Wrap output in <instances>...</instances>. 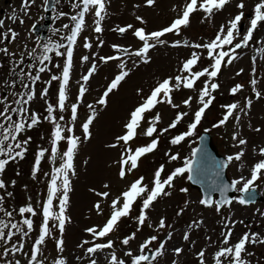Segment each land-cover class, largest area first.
Wrapping results in <instances>:
<instances>
[{
	"label": "rangeland",
	"instance_id": "374dc122",
	"mask_svg": "<svg viewBox=\"0 0 264 264\" xmlns=\"http://www.w3.org/2000/svg\"><path fill=\"white\" fill-rule=\"evenodd\" d=\"M69 1L73 3V0ZM243 2L246 6L241 10L237 7L240 0H230L229 4L216 12L210 19H205L203 12L192 14L190 25L182 28L179 35L169 33L161 38L166 43L157 45L150 51L149 63H140L139 58L136 57L128 60V68L131 69L130 75L121 82L117 90L109 94L106 106H100L96 102L114 76L118 74L117 65L119 62L103 63L99 57L119 55L120 53L115 51L113 45L135 51L142 46V43L133 36L135 29L144 28L147 32H152L167 27L178 17L187 0H155L152 6L147 4V0H107V15L102 21L103 32L100 34L93 30L96 19L93 12L86 14L85 26L77 36L75 44L71 45L73 67L70 73L68 100L66 101L68 110L64 112L57 110L55 112L57 117L63 115L65 122L70 119V105L77 102L79 84L83 82L81 77L87 74L93 63L96 64V72L86 84L88 91L78 109V119L75 126V134L81 137V143L73 161L75 174L69 173L71 191L69 192L66 214L70 217V222L66 224L62 237L58 230L53 229L52 236L54 238L47 239L45 245L42 246V253L38 256V260L43 261V264H55L57 259H64L66 264H90L91 260H95L96 264H110L112 253H115L118 258L124 259L127 264H131L130 258L124 255L126 251L130 250L134 254H139V245L151 235L158 236V241L150 245L151 248L155 249L159 246L160 241L166 240L168 233L172 234V238L167 240L163 255L157 257L152 264H199L200 258L197 253L201 250L205 251V264H215V252L225 246L222 244V234L227 231L225 218H228L230 222H235L234 227H232L233 235L230 244H235L244 233H256L261 239H264V202L241 205L234 199L231 206H223L218 212L215 206L206 207L200 203L199 194L189 188L187 174H185L183 177H177L174 180V187L167 189L170 195L160 197L153 208L149 210L150 219L139 232H137L135 220L139 213L138 204L130 217L120 221L116 232L114 231L106 238L95 240V243H106L108 240H112L114 242L113 248L87 254L86 248L90 247L91 243L84 245V247L79 246L85 240L93 241V237L85 230L104 225L112 211V200L126 191L134 180L140 176H151L150 181L152 182L155 170L160 167L158 164H163L165 167L174 165L166 170L164 176L169 174L172 169L183 166L184 161L189 158V151L197 145L199 136L204 131L209 134L211 143L215 146L218 154L226 159L229 156H235L241 150L244 151L241 160H233L228 163L227 176L231 182L240 179L242 176L246 179L250 178L254 163L264 158L259 155V149L264 147V51H261L264 50V26H260L253 33V39L249 41L248 46L237 50V58L230 65L222 67L220 75L215 80L220 85L218 90L213 93L215 104L206 111L200 123V131L197 130L196 134L187 137L178 145L170 143L173 147L178 146L177 150L166 151L167 146L159 144L157 150L141 157L136 170L128 173L124 179H121L119 175L120 160L125 145L118 142L117 137L124 134V125L129 119L130 112L143 102L159 82L180 74L179 70L182 63L190 57L192 52H199L203 57L196 66L197 70L210 65L206 50L186 46L173 47V42L180 41L182 45L208 43L214 39L221 25H228V22L235 15L243 11L244 16L241 21L243 29L239 32L234 43L240 42L250 26V21L254 17L255 5L259 0H243ZM21 7L22 0H0V20L4 21V26L0 27V33L8 32L9 29L18 33L15 41L11 43L0 42V48L7 47L11 53H15V56H11L0 52V60L4 58L0 62V98L6 96L9 102L13 101V94L16 93L17 86H20L19 82L15 87L10 86L12 81H19V77L13 72L14 61H19L23 53L24 63L21 67L28 71V66L31 65L25 64V60L28 58L27 51L36 47L38 41V38L32 34L31 28L33 24L43 20L44 0H35L27 15L21 11ZM76 13L68 12L62 19L58 17L54 27L61 28V24L64 22L66 25L67 21H71V27L74 26L70 17ZM13 15L17 17L15 21L11 19ZM137 16L142 17L145 23L138 21ZM20 19H23L24 23H20ZM129 24L133 26V29L123 35L114 31L118 27ZM67 35L70 33H63V38L60 39V41L62 40L60 44L64 45L63 60L61 59L60 64L56 63V66L52 65V68L58 72V76L61 75L66 60V49L69 46L66 39ZM100 41H103L102 46H98ZM85 42L90 43L92 47L85 48ZM229 47L226 46L225 50H228ZM83 56H89V61L83 62L81 59ZM253 58H255V62ZM132 61H137L138 66H133ZM10 67L12 73L7 72ZM15 72L18 73L19 68H16ZM32 72H36V70L32 69ZM38 75L40 80L37 84L41 82V85L33 88L35 96L29 102L28 108L31 112L38 111L35 113L40 117L42 123L28 130L24 136L22 133L20 134L19 138L22 141H29L26 145L28 148L27 157L24 159L27 164L22 165V170L18 169L17 164L10 165L5 169L2 173V180L7 187L2 189V192L7 199L5 200L7 204L11 203L14 206L23 203L37 205V209L41 213L42 205L48 196L54 169L59 167L62 161L59 156L54 158L51 155L54 125L44 119L48 115L46 111L48 103L55 105L58 101L60 81H57L54 86H47L46 82L43 81L51 77L50 73L45 71L38 73ZM253 79L257 81L256 85H252ZM203 81L204 78L197 82L196 90L181 89L173 93L174 103L180 105L179 108L173 109L167 104H158L151 112L152 114L146 113V119L150 120L152 115L159 113L161 120L157 128L163 129L175 119L177 112H188L189 115L182 120L186 122L188 118L193 117V113L200 106L195 97L199 88L203 86ZM238 84L242 85V88L237 93L232 94L231 89ZM44 89H47L48 95L42 98L41 92ZM256 91L262 93L261 98H256ZM189 96L194 97V99L191 107H185L183 100ZM249 100L251 107L246 108V102ZM232 103L239 105L233 116L224 125L213 127L214 124L223 119L219 118L226 110L222 106ZM88 104L94 105L97 113L96 119L90 126L91 138L84 140L80 125L90 114ZM0 110H3L2 104H0ZM237 116H239L238 121ZM180 123L176 128L160 135L159 143L170 142L174 136L182 134L177 130ZM141 128L145 129V123L141 125ZM141 128L138 132H141ZM256 129H260V131H256ZM233 135H236L238 139L246 140L247 144L239 146L238 141L233 140ZM111 145L117 146L112 147ZM130 146L133 149L138 147L136 142L134 147L131 144ZM57 147L60 154L67 150L65 141H61ZM41 149L47 151L44 157L40 158L38 170L31 172L28 165L34 166L36 164ZM166 153L178 154L179 158L167 164L163 163ZM32 168L31 170H34L35 167ZM105 185L108 187L105 188ZM237 187H242V185ZM181 189H187V191H181ZM256 189L264 197V179L257 181ZM105 191L109 193L107 198L96 195V193ZM7 193L12 195L8 196ZM97 202L101 204L99 213L94 207ZM53 210L58 211L57 200H54ZM178 213L180 214L178 215ZM17 217L19 216L17 215ZM161 218H164L167 227L157 230L155 226ZM34 220V234L24 239V250L20 253L4 256V248H0V264H3V259H6V264L8 262L15 264L16 260H19L20 264H29L31 248L35 239L38 238L42 216H37ZM194 221H202V223L198 228H190ZM149 223L153 227H148ZM186 232L189 233L188 241L183 239ZM132 233H136V239L131 240L129 245L118 242L120 238L123 239ZM61 238L64 241L62 252L56 248V241ZM176 247L183 249V252L178 256L174 252ZM246 249V253L242 255L249 264H264V244L249 243L246 245Z\"/></svg>",
	"mask_w": 264,
	"mask_h": 264
},
{
	"label": "snow or ice",
	"instance_id": "6c2138e0",
	"mask_svg": "<svg viewBox=\"0 0 264 264\" xmlns=\"http://www.w3.org/2000/svg\"><path fill=\"white\" fill-rule=\"evenodd\" d=\"M59 0H57V3ZM107 0H73V8L79 9V11L70 17L74 22V26L70 29V35H67L66 39L68 41V47L66 49V60L62 69L60 76L53 75L51 81H60V87L58 90V101L55 105L48 103L47 113L48 115L44 119L48 120L54 125V131L52 134V147L51 155L55 158L59 156L62 161L59 167L54 169V175L52 176L49 192L46 201L42 205V222L39 226L38 238L35 239L34 244L31 248L29 264H43V261L38 260V256L42 253V246L49 238H54L52 236L53 229L58 230L60 236H63L65 231V226L70 222V217L67 213V206L69 204V192L71 191V180L69 173L75 174L74 172V156L81 143V137L75 134L76 121L78 119V109L83 103L85 93L88 91L86 84L96 72V64L93 63L88 69L87 74L81 77L82 83L79 84V90L77 95V102L70 105V119L65 122V117L60 115L57 117L55 112L59 110L64 112L68 110V105L66 101L68 100V89L70 84V73L73 67V49L72 44H75L77 36L83 30L85 26V17L89 12H93L96 17L94 24V31L97 34L103 32L102 21L107 15L106 11ZM35 3V0H22L21 11L24 15L28 14V10ZM49 0H44L45 10H47ZM155 0H147V4L152 6ZM230 0H187V3L183 6L182 11L175 18L170 25L164 27L161 30L147 32L144 28H137L133 31V36L136 37L142 46L132 51L128 48H123L119 45H113V48L119 55H108L100 56L99 60L103 63H108L109 61H118L119 72L114 76L111 82L106 87L105 91L101 97L97 100V104L100 106L107 105V98L109 94L114 90H117L121 82L124 81L131 72L128 68V60L132 57L139 58L140 63L150 62V51L154 49L157 45L165 44L166 41L161 39L165 37L166 34L175 33L180 34L182 28L190 25V17L196 12H203L205 14V19H210L216 12L222 10ZM243 0L237 4V7L241 10L245 8ZM55 10V9H53ZM94 10V11H93ZM63 16L65 13H59ZM244 13L241 11L239 14L235 15L233 19L228 22V25H221L219 31L208 43H195L191 45H182L180 41L173 42V47H192L194 49L206 50L207 58L210 61L208 67L197 70L196 66L202 60V55L199 52H192L190 57L187 58L181 65L179 70L180 74L174 77H168L162 80L154 87L150 94L143 100L141 104L135 107L129 114V119L125 123V132L123 135L117 137L118 142H122L125 145V150L121 155L120 160V171L119 175L121 179H124L128 173L136 170L139 166V161L141 157L146 154L152 153L157 150L159 146V136L167 133L170 129H174L177 125L189 115L188 112H177L175 119L169 123L168 127L163 129H158L157 125L160 123L161 117L159 113H156L150 120L146 119V113H150L156 108L158 104H167L173 109L179 108L180 105L174 103L173 93L180 91L181 89L186 90H196L197 82L204 78L203 86L199 88L197 96L195 97L197 103L200 105L197 110L193 113V119L190 124H188V130L180 135L174 136L170 143L172 145H178L184 141L187 137L194 135L195 130L198 125H200L202 119L205 116L206 111L210 108L215 100L213 93L218 90L220 85L215 82L216 78L220 75L222 67L230 65L233 60L237 58L236 52L242 47H247L249 41L253 39V33L258 27L264 26V0H259L254 8V17L250 21V26L248 27L246 34L242 36L240 42L234 43V41L239 36L238 25L243 19ZM13 21L17 19L15 15L11 17ZM136 19L141 23H145L142 17L137 16ZM20 23H24L23 19H20ZM4 26V21L0 20V27ZM64 28H70L69 25H64ZM132 25H127L124 27H118L114 31L119 32L121 35L132 30ZM18 33L9 29L8 32L0 33V42L7 41L11 43L16 40ZM103 41L99 42L98 46H102ZM226 46H230L228 50H225ZM64 45L60 43H55L49 41L48 43H41L37 41L36 47L27 51V57L30 60L35 61L29 65V70L25 71L21 65L24 63V55L21 54L19 61H14L13 72L19 77V81H12L11 87H15L19 82L21 86L26 89V92L14 93L13 101L9 102L8 97L0 98V104L3 105V110H0V174L5 171L6 165L10 161H15L18 158L22 159L25 152L27 151L26 145L28 140H19V135L25 131L26 128H32L40 122V117L36 113L29 111V102L34 99L35 91L31 87L36 81L40 80L38 74L33 75L32 69H35L37 73H43L47 70L46 62L50 60L49 53L55 51V55L64 56L65 52H61L58 49L63 48ZM85 48H91L90 43L85 42ZM27 48V46H25ZM264 51V50H261ZM0 52L5 55L15 56V53H11L7 47L0 48ZM127 57V59H125ZM83 62L89 61V56H83ZM254 62H255V58ZM133 66H138L137 61H132ZM19 68V72L16 73L15 69ZM242 71V70H241ZM239 74V73H237ZM25 79L28 82H25ZM30 82V83H29ZM50 83V82H49ZM252 85H256L257 81L253 79L251 81ZM242 88V85H236L231 89V93L235 94ZM48 95L47 89L41 92V97H46ZM256 98H261L262 93L260 91L255 92ZM194 97L189 96L183 100V105L185 107H191ZM15 105V106H14ZM88 109L90 114L87 119L80 125L82 129L83 139L87 140L91 138L90 126L96 119L97 109L94 105L88 104ZM226 109L223 119H221L213 127H220L224 125L230 117L233 116L234 111L239 107L238 104L232 103L229 105L222 106ZM246 108L251 107V101H247ZM243 111V109H241ZM18 117L13 119V116ZM237 121L239 116L236 117ZM147 122V127L143 132V135L151 138L150 143L137 147L133 149L130 144L133 142L137 135L138 130L141 128L143 123ZM260 131V129H256ZM233 140L238 141L239 146L247 144L244 139H238L236 135H233ZM30 139V138H29ZM61 141H65L67 144V150L62 154L58 153V145ZM116 147L117 145H111ZM47 150L41 149L38 153L36 160V167L34 171L38 170L40 158L44 157ZM203 149H194L192 156L196 157L199 153H202ZM171 161H175L179 158L178 154H169ZM206 157V153L204 154ZM244 155V151L241 150L235 156L227 157V161L220 163L216 166L217 170L215 173L216 179L211 182L212 191L219 192L221 195L220 201L216 204V209L219 212L223 206H231L233 200L235 199L241 205L252 203L257 195L256 193V183L257 181L264 179V158L255 162L251 168L250 178L241 177L240 179L233 180L231 184H226L220 179V169L228 166L229 162L233 160H241ZM259 155L264 157V147L259 149ZM202 159L204 157H201ZM165 167L161 165L157 168L153 174V179L151 186L145 184L144 177H139L134 180L128 187L126 191H123L119 197L112 200L111 202V214L104 223L102 227H90L85 231L93 237V241H83L79 246L84 247V245L91 243L90 247L86 248L87 254H94L102 249H111L114 246L112 240H108L106 243H95V240L106 238L109 234L116 231L120 221L123 218L131 216L133 211V206L139 202V213L135 217L137 222V232H139L146 222L149 221L150 217L148 212L153 208L154 204L162 196L170 195V192L166 189L174 187V180L177 177H183L187 174L189 180L200 182L201 179V167L199 161L194 159H187L184 161L183 166L175 168L170 174L164 176ZM242 185V187H237ZM7 186L2 179H0V189H5ZM108 185H105L107 188ZM181 191H187V189H181ZM231 191H238L241 193L239 197L229 198L226 194ZM11 196V193H7ZM96 195L107 198L109 196L108 192H99ZM54 200L58 201V211H54ZM4 197L0 196V244L4 246L3 255L8 256L9 254L20 253L24 250V239L27 238L34 230V221L31 218L25 217V214H31V216H36L37 211L34 207L29 204L18 209V213L23 219L15 221L13 219L14 212L9 211L3 207ZM200 203L205 206H212V201L210 199H202ZM94 207L97 212L101 211V204L97 202ZM182 211V210H181ZM180 213H178L179 215ZM225 228L227 231L222 234V244L225 245L215 252L214 261L215 264H224L227 260L228 264H249L243 258L244 253H246V245L249 243H261L264 244V239H261L256 233H244L243 236L235 243L230 244L233 232L232 227H234L235 222H230L228 218H225ZM202 221H194L191 227H199ZM231 223V226H229ZM242 223V222H241ZM148 227H153L150 223ZM157 230L164 229L167 227L164 218H161L158 224L155 226ZM19 236V240L13 243V238ZM172 238V234L168 233L166 240L160 241L159 246L155 249L151 248L154 242L158 241L157 235H151L142 244L139 245L138 253L134 254L132 251H126L124 255L130 258L131 264H152L157 257L163 255V250L166 247L167 240ZM136 239V233H132L130 236L125 237L121 243L123 245H129L131 240ZM185 241L189 240V233L186 232L183 236ZM10 245V247H9ZM64 241L59 239L56 241V248L62 252ZM175 254L178 256L183 252V249L176 247L174 249ZM200 258L199 264H205L204 257L205 251L201 250L197 253ZM251 255V253H248ZM11 264V262H8ZM15 264H20L19 260L15 261ZM55 264H66L64 259H57ZM90 264H96L95 260H91ZM110 264H127L124 259L117 257L115 253H112L110 257Z\"/></svg>",
	"mask_w": 264,
	"mask_h": 264
},
{
	"label": "water",
	"instance_id": "95a60500",
	"mask_svg": "<svg viewBox=\"0 0 264 264\" xmlns=\"http://www.w3.org/2000/svg\"><path fill=\"white\" fill-rule=\"evenodd\" d=\"M53 0H49L45 20L43 25L35 24L33 27V32L36 35L40 34V31L42 30L41 38L42 40L45 38L46 31L50 22V9L52 7ZM201 147L200 149H203L204 151L202 153H199L196 157H194V160L199 161L200 167H201V179L200 182H195L192 180H189L190 186L192 188H195L199 191L203 199H210L213 200V197L216 196L215 202L217 203L221 199V195L219 192L212 191V185L211 182L216 179L215 173H216V166L220 163L226 162V159L219 155L215 146L211 143V138L208 133H203V139L201 140ZM206 153V157L205 154ZM201 157H204L203 159ZM220 179L226 183L231 184V182L227 179L226 176V167L220 169ZM257 195L255 197L256 201H264L259 193L256 191ZM229 198H233L234 191H231L226 194ZM252 202V203H253Z\"/></svg>",
	"mask_w": 264,
	"mask_h": 264
},
{
	"label": "trees",
	"instance_id": "16d2710c",
	"mask_svg": "<svg viewBox=\"0 0 264 264\" xmlns=\"http://www.w3.org/2000/svg\"><path fill=\"white\" fill-rule=\"evenodd\" d=\"M53 19H54V21H56L57 20V18L54 16L53 17ZM55 34V27L52 25V27H51V29H50V32H49V38L47 39V41L45 42V43H48L49 41H52V42H54V37H53V35ZM49 56H50V60L48 61V63H51L52 61H53V59L55 58V51H53V52H50L49 53ZM46 64H47V62H46ZM7 72H12V70H11V67L9 68V70H7ZM25 82H28L26 79H25ZM37 82V81H36ZM30 83V82H29ZM51 84H52V82H51ZM33 85L34 84H31V87H33ZM27 90L26 89H24L22 86H21V83H20V87L18 88V91H17V93H22V92H26ZM215 104V101L213 102V104L211 105V108L213 107V105ZM15 106V105H14ZM35 112H38L37 110L36 111H33V113H35ZM224 115H225V112H223L221 115H220V117L219 118H223L224 117ZM18 117H16L15 115L13 116V119H17ZM39 123H41V119H40V122ZM27 129H29V128H26L25 129V131L27 130ZM24 131V132H25ZM23 133V132H22ZM19 139V138H18ZM19 140H21V139H19ZM22 141V140H21ZM28 153V149H27V151L25 152V154H24V157L22 158V159H20V158H18L17 159V165H18V169L19 170H22L23 168H22V165H24V164H27L25 161H24V159L27 157V154ZM11 162V161H10ZM32 167H36V164H34V166H30V165H28V168L30 169V171L31 172H33L34 170H31V169H33ZM170 169V168H169ZM0 196H3L2 195V191H1V189H0ZM4 199L5 200H7L6 198H5V196H4ZM27 205H29V203H23V204H19V205H12L11 203L10 204H7L5 201H3V207L5 208V209H7V210H9V211H13L14 212V219L16 220V221H19V220H21V219H23L24 217H21L20 215H19V213H18V209L20 208V207H24V206H27ZM33 207H34V209H36V211H37V215L36 216H31V214H25V217H27V218H31V219H33V221H34V223H35V217H37V216H41L40 215V212L38 211V209H37V205H33V204H31ZM16 215H18L19 217H18V219L16 218Z\"/></svg>",
	"mask_w": 264,
	"mask_h": 264
}]
</instances>
